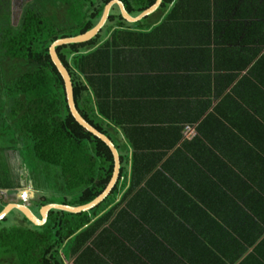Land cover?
Returning a JSON list of instances; mask_svg holds the SVG:
<instances>
[{
	"label": "trees",
	"instance_id": "obj_1",
	"mask_svg": "<svg viewBox=\"0 0 264 264\" xmlns=\"http://www.w3.org/2000/svg\"><path fill=\"white\" fill-rule=\"evenodd\" d=\"M38 1L32 0L25 5L16 24L13 21V0H0V191L14 194L30 187L35 192L31 178L42 176L44 189L35 192L38 199L31 200L35 207L33 212L37 209L35 214L40 217L42 207L56 204L51 200L55 196L62 199L61 205L73 207L94 201L110 183L115 161L110 148L73 117L63 77L50 55V47L57 40L76 37L93 29L106 5L113 0H81L83 5L80 4V9H85L84 18L70 24L72 29L69 33L56 29V25L46 20L49 15L38 6ZM120 1L136 17L157 0ZM174 2L176 0H163L159 11ZM221 12L219 9L220 16ZM142 21L134 27L127 25L115 6L107 22L112 24L108 31L104 32L105 26L89 42L56 49L71 75L78 111L119 151L121 172L118 183L111 194L92 210L80 214L51 210L46 224L40 227L30 223L17 210L14 211L22 219L21 223L9 224L12 211L0 222V264H126L135 251L126 246L127 241L120 243V239H126L125 227L148 225L149 229L156 228L154 231L157 232L166 218L167 225L175 227L178 224L181 230L188 220H192L196 208L210 210L212 224L224 221V200L227 201L224 197L228 185L224 188L218 186L214 192L216 195L206 193L197 199L199 194H194L197 200L191 197L199 189L198 186H204L211 176L232 178L231 186L236 185L238 192L264 191V180L241 183L242 177L259 176L264 179L263 150V155L257 153L256 156V150L264 148V131H222L223 137L214 142L209 156L201 159L203 167L195 165L198 169L193 170L196 184L191 177L180 175V199L170 197V192H179V188L172 183L165 184L164 179L169 180L168 175L178 172L173 165L180 162V149L171 156L169 154L186 131H170L174 138L169 136L160 151L148 149L150 144L148 140L145 143L143 134L111 131L117 129L111 123V114L105 110V102L112 98L109 74L112 72L113 42L119 33L142 32L146 26L141 24ZM218 21L215 28L222 34L226 24ZM234 27H237L236 24H229L228 32ZM145 28L154 31L157 27L149 24ZM104 33H107L106 36ZM226 37V40L221 38L222 45L228 43L235 47L240 41L236 35ZM116 42L120 43L119 40ZM246 42L255 44L256 41L251 37ZM262 43L264 45V38L260 40V45ZM251 55L255 57L256 50ZM235 77L236 74L233 79ZM234 139L241 140L245 147L234 150ZM231 149L234 150L232 153ZM226 160L230 162L228 165ZM162 181L163 189H169L164 195L149 194L147 187L140 188L147 183L150 190L156 191L162 188ZM186 181H191V184H186ZM254 198L256 194L253 198L247 196L245 200L231 199L228 202L234 209H240L242 203L243 208L251 210L255 206ZM8 204L0 201V213ZM261 208L264 210V206ZM178 209L182 215L176 217L173 211ZM245 221L250 225L256 224L254 218L245 216L244 212L243 223ZM232 222L240 223L239 215L233 216ZM177 226L174 232H169V237H165L171 247L173 243L170 239L177 235H180L181 245L195 246L192 245L195 235L191 232L176 233ZM118 242L127 248H120ZM148 256V261L153 262L150 251Z\"/></svg>",
	"mask_w": 264,
	"mask_h": 264
},
{
	"label": "crops",
	"instance_id": "obj_2",
	"mask_svg": "<svg viewBox=\"0 0 264 264\" xmlns=\"http://www.w3.org/2000/svg\"><path fill=\"white\" fill-rule=\"evenodd\" d=\"M146 20L159 29L149 31L146 24L142 32L119 33L113 42L109 74L112 98L105 102V110L111 114V123L117 129L111 131L143 134L145 143L149 141L148 149L154 151L162 150L161 146L172 136L170 131H186L169 154L180 149V162L173 165L178 172L168 175L169 180L164 179L165 184L172 183L179 188V192L172 190L170 197L180 199V175L191 177L196 184L195 165L203 167L201 159L209 156L214 144L223 137L222 131H264V45H260L264 38V0H176ZM218 20L226 24L222 34L215 28ZM229 24L237 27L228 32ZM230 35L240 39L235 47L228 43L222 45L221 38L226 40ZM251 37L255 44L246 42ZM254 50L255 57L251 55ZM188 128L195 134L188 136ZM234 143V150L245 147L241 140L234 139ZM262 150L264 154L263 148L256 150V156L263 155ZM226 161L228 165L230 162ZM259 180L264 179L242 177L241 183ZM185 183L190 185L191 181ZM232 184V178L211 176L191 195L194 199V194H199L197 199L206 193L216 195L218 186H229L224 197L227 201L224 200L223 222L212 224L210 210L196 208L192 220L183 229L176 225V233L195 235L194 248L181 245L180 235L170 239L171 247L165 237L176 226L167 225L166 218L157 232L148 225L125 227L126 239H120V243L127 241L126 246L135 251L126 264H264V210L261 208L264 191L238 192ZM143 187L149 189V194L164 195L169 191L163 189V181L162 188L156 191L150 190L147 183L140 186ZM255 194L254 209L243 208L242 203L240 209L229 205L231 199L245 200ZM179 211L173 214L182 215ZM244 212L256 224L243 223ZM238 215L240 223L235 224L233 216ZM198 247L203 249H195ZM149 251L152 263L146 258L150 257Z\"/></svg>",
	"mask_w": 264,
	"mask_h": 264
},
{
	"label": "water",
	"instance_id": "obj_3",
	"mask_svg": "<svg viewBox=\"0 0 264 264\" xmlns=\"http://www.w3.org/2000/svg\"><path fill=\"white\" fill-rule=\"evenodd\" d=\"M163 0H157L156 3L145 10L142 14L134 17L132 16L126 9L124 3L120 0H113L108 5H106L103 15L99 21V23L90 31L86 32L85 34L78 35L76 37H70V38H63L57 40L51 47H50V55L52 58L53 63L57 67L59 73L63 77L66 93H67V100L68 105L70 108V111L73 115V117L76 119V121L81 125L84 129H86L88 132L93 134L95 137L102 140L111 150L114 161H115V167H114V173L112 176V179L108 186L106 187L105 191L99 195L94 201L87 205L83 206H69V205H61V204H49L44 207H42L39 211L40 217H38L33 210L26 204H20V203H9L3 211L0 213V222L3 221L12 211L17 210L19 211L30 223H32L35 226H43L46 224L48 215L51 210H61L67 213L71 214H80L83 212H88L92 210L93 208L100 205L113 191L116 184L118 183L120 172H121V159L118 149L115 147L114 143L103 133L98 131L95 127H93L88 121H86L80 112L77 109L75 98H74V87L73 82L70 73L68 72L67 68L63 65L62 61L59 58V55L57 53V48L65 45H71V44H81L91 41L93 38H95L101 30L106 26L107 22L109 21L110 14L112 12V9L117 6L120 10V13L122 17L129 23H138L142 21L144 18L151 16L154 14L162 5ZM15 195L18 198H25L27 195H30L32 199H34L36 193L34 191H31L30 189L26 188L23 190L17 191Z\"/></svg>",
	"mask_w": 264,
	"mask_h": 264
},
{
	"label": "rangeland",
	"instance_id": "obj_4",
	"mask_svg": "<svg viewBox=\"0 0 264 264\" xmlns=\"http://www.w3.org/2000/svg\"><path fill=\"white\" fill-rule=\"evenodd\" d=\"M32 0H13V21L14 23H18L21 19L23 14L24 7L27 3L31 2ZM39 5L42 7V11L44 13H48L49 16H46V20L50 23H53L56 29L61 28L65 32L69 33L72 29V23H78L79 21L83 20L85 9H80L83 5L81 0H40L38 1ZM82 3V5H80ZM120 11V10H119ZM118 10H116V13ZM148 20H143L142 25L148 24ZM129 26L134 27L135 25H140L138 23H126ZM112 28V24L108 23L104 28V32L108 31ZM107 33H104L106 36ZM44 180L42 176L34 175L31 178L32 187H35V192H40L44 189ZM30 188V187H29ZM28 188V189H29ZM37 198L36 195L34 199ZM38 199V198H37ZM32 197L27 195L25 198H18L15 193H8L7 191H0V201L5 203H20V204H27L29 207L31 206L32 210L34 211V203H31ZM51 200L56 203L60 204L62 199L58 196L52 197ZM37 209L35 210V213ZM14 213V214H13ZM22 219L19 218V214L17 212H12L9 224L13 225L15 223H21Z\"/></svg>",
	"mask_w": 264,
	"mask_h": 264
},
{
	"label": "built area",
	"instance_id": "obj_5",
	"mask_svg": "<svg viewBox=\"0 0 264 264\" xmlns=\"http://www.w3.org/2000/svg\"><path fill=\"white\" fill-rule=\"evenodd\" d=\"M187 133H188V134H187L188 136H191V135L195 134V131H191V129L188 128Z\"/></svg>",
	"mask_w": 264,
	"mask_h": 264
}]
</instances>
